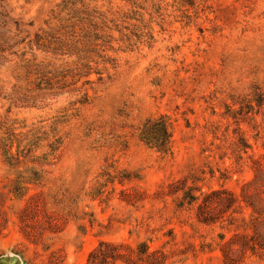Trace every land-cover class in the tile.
Wrapping results in <instances>:
<instances>
[{"label":"rangeland","instance_id":"1","mask_svg":"<svg viewBox=\"0 0 264 264\" xmlns=\"http://www.w3.org/2000/svg\"><path fill=\"white\" fill-rule=\"evenodd\" d=\"M162 115L167 153L139 139ZM100 242L264 264V0H0V258Z\"/></svg>","mask_w":264,"mask_h":264},{"label":"trees","instance_id":"2","mask_svg":"<svg viewBox=\"0 0 264 264\" xmlns=\"http://www.w3.org/2000/svg\"><path fill=\"white\" fill-rule=\"evenodd\" d=\"M173 138V125L170 118L167 116H159L157 118L148 119L142 126L139 134V139L145 145L152 149H156L161 153H167L170 150V145ZM250 184L245 185V189ZM175 192V191H174ZM171 193V194H174ZM221 193L205 194L200 196L193 194V189H189L184 193L182 206L187 203L193 205L202 199V204L207 205L213 202V197H219ZM242 201L248 206L256 210L255 203L251 197L243 191L241 195ZM228 205L234 203L233 197H229ZM131 246L120 243L100 242L98 246L92 251L88 257L87 264H113L118 261L124 264H162L156 252H149L150 246L146 243H141L136 249H144V251L137 253Z\"/></svg>","mask_w":264,"mask_h":264},{"label":"water","instance_id":"3","mask_svg":"<svg viewBox=\"0 0 264 264\" xmlns=\"http://www.w3.org/2000/svg\"><path fill=\"white\" fill-rule=\"evenodd\" d=\"M7 261V258H0V264H6Z\"/></svg>","mask_w":264,"mask_h":264}]
</instances>
